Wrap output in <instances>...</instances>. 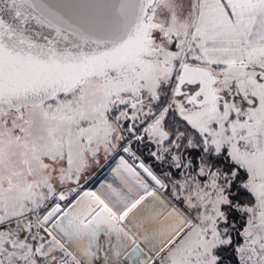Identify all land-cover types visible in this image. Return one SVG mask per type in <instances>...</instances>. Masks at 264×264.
<instances>
[{
	"label": "snow or ice",
	"instance_id": "snow-or-ice-1",
	"mask_svg": "<svg viewBox=\"0 0 264 264\" xmlns=\"http://www.w3.org/2000/svg\"><path fill=\"white\" fill-rule=\"evenodd\" d=\"M84 237L264 264V0H0V264H84Z\"/></svg>",
	"mask_w": 264,
	"mask_h": 264
},
{
	"label": "rangeland",
	"instance_id": "rangeland-1",
	"mask_svg": "<svg viewBox=\"0 0 264 264\" xmlns=\"http://www.w3.org/2000/svg\"><path fill=\"white\" fill-rule=\"evenodd\" d=\"M121 155H125L121 153ZM119 157L114 155L105 156L103 153L100 154L99 163H93L84 176L87 180L82 178V184H88L90 187L98 186L99 183L104 182L105 179H111V169L118 163ZM67 187V186H66ZM42 212L44 210H41Z\"/></svg>",
	"mask_w": 264,
	"mask_h": 264
},
{
	"label": "bare ground",
	"instance_id": "bare-ground-1",
	"mask_svg": "<svg viewBox=\"0 0 264 264\" xmlns=\"http://www.w3.org/2000/svg\"><path fill=\"white\" fill-rule=\"evenodd\" d=\"M140 218V217H138ZM138 218H132L128 221V227L131 229V231L136 234L138 236V238H141L143 239L144 237V231L142 230H139L137 228V219ZM147 227V226H146ZM150 230V229H148ZM125 244L128 245L130 244L131 242L127 239H125ZM73 244H77V245H80V250L77 251L76 249L72 248L71 246ZM152 244L153 242L151 240H149L148 242H146L144 245H142L143 247H145L146 251L148 248H151L152 247ZM69 247L72 249V251L78 256L80 257L83 261H84V264H93V261L95 259V254L93 252V250L88 247L86 245L85 242H73L69 245Z\"/></svg>",
	"mask_w": 264,
	"mask_h": 264
},
{
	"label": "water",
	"instance_id": "water-1",
	"mask_svg": "<svg viewBox=\"0 0 264 264\" xmlns=\"http://www.w3.org/2000/svg\"><path fill=\"white\" fill-rule=\"evenodd\" d=\"M74 242H85L86 245H87L88 247H90V248L93 250L94 254L96 255V248H95V245H93V244L90 242V240H89L88 238H86V237H84V238H80V239L75 240ZM72 243H73V242H72ZM105 250H107V244H105Z\"/></svg>",
	"mask_w": 264,
	"mask_h": 264
},
{
	"label": "clouds",
	"instance_id": "clouds-1",
	"mask_svg": "<svg viewBox=\"0 0 264 264\" xmlns=\"http://www.w3.org/2000/svg\"><path fill=\"white\" fill-rule=\"evenodd\" d=\"M71 247L74 248V249H76L77 251L80 250V245L73 244Z\"/></svg>",
	"mask_w": 264,
	"mask_h": 264
}]
</instances>
